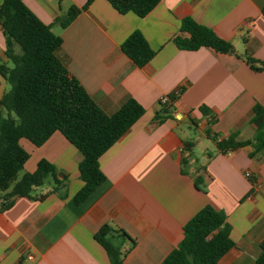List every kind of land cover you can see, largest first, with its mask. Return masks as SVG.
Wrapping results in <instances>:
<instances>
[{
  "label": "crops",
  "instance_id": "obj_1",
  "mask_svg": "<svg viewBox=\"0 0 264 264\" xmlns=\"http://www.w3.org/2000/svg\"><path fill=\"white\" fill-rule=\"evenodd\" d=\"M23 2L61 38L56 58L104 113H114L130 98L144 113L98 158L105 180L80 204L73 201L82 186L76 148L57 131L40 146L20 139L29 154L23 172L44 159L66 173L68 182L63 196L15 197L0 210V264H110L94 239L104 224L134 240L123 264H160L181 241L183 225L206 205L225 215L233 242L217 264H253L264 240V151L251 157L253 148L245 146L216 153L204 131L252 139L253 107L264 108V70L210 48L179 49L174 39L187 36L181 21L189 18L228 41L237 55L264 63V0H160L144 17L94 0L64 28L53 20L85 0ZM134 31L154 52L141 67L120 48ZM0 64L11 66L1 28ZM7 90L0 76V97ZM177 91L171 116L155 122L159 98ZM192 129L208 147L201 158L194 154ZM184 141L194 142L191 152H183ZM206 151L215 153L207 158Z\"/></svg>",
  "mask_w": 264,
  "mask_h": 264
},
{
  "label": "trees",
  "instance_id": "obj_2",
  "mask_svg": "<svg viewBox=\"0 0 264 264\" xmlns=\"http://www.w3.org/2000/svg\"><path fill=\"white\" fill-rule=\"evenodd\" d=\"M92 1L85 0L81 7L72 5L53 23L61 28L68 26ZM106 1L120 14L131 12L144 17L160 0ZM0 28L5 38V56L11 64H0V76L8 84V90L0 97V210L10 207L15 197L41 200L50 193L63 196L68 175L44 159L37 162L34 171L23 172L29 154L19 144L20 139H26L40 146L56 131L81 154L78 176L82 186L73 196L74 203L80 204L105 180L98 158L144 113V108L130 98L114 113H104L56 58L61 38L52 33L51 25L38 19L23 0H0ZM181 29L187 36L174 39L179 49L210 48L242 58L254 71L264 70V63L247 55H237L228 41L208 27L186 18L181 21ZM120 48L138 67L154 55L139 31L132 32ZM179 93L169 94L166 103L158 102L155 122L161 123L171 116V105ZM200 111L209 117V124L214 122L208 109L201 107ZM251 123L255 132L250 140H238L236 133L220 138L209 128L204 134L213 142L216 153L251 146L253 150L249 155L252 157L264 151V108L258 104L253 107ZM193 146L194 142L184 141L183 152H191ZM215 152L206 151L205 155L211 158ZM188 159L182 157V163L186 164ZM201 183L197 175L194 184L199 188ZM39 189L43 192L36 193ZM182 230L181 241L160 264H217L233 247L225 215L210 205L202 207ZM94 239L105 250L110 264H123L124 257L134 246V240L122 229L108 224L99 228ZM260 248V255L253 264H264V240Z\"/></svg>",
  "mask_w": 264,
  "mask_h": 264
},
{
  "label": "rangeland",
  "instance_id": "obj_3",
  "mask_svg": "<svg viewBox=\"0 0 264 264\" xmlns=\"http://www.w3.org/2000/svg\"><path fill=\"white\" fill-rule=\"evenodd\" d=\"M182 127V126H181ZM191 134H192V137L196 138V141L198 139L197 137V131L195 129H192L191 130ZM205 140H198L197 141V146L195 147L194 149V154L198 157V158H201L202 157V153L206 150V148H208L206 145H205ZM21 173V172H20ZM20 176V175H19Z\"/></svg>",
  "mask_w": 264,
  "mask_h": 264
},
{
  "label": "built area",
  "instance_id": "obj_4",
  "mask_svg": "<svg viewBox=\"0 0 264 264\" xmlns=\"http://www.w3.org/2000/svg\"><path fill=\"white\" fill-rule=\"evenodd\" d=\"M248 25H250V23H248ZM176 93V92H174ZM159 101L161 103H166L168 101V95H162L160 98H159ZM246 177H249V173H245ZM31 259V257H29Z\"/></svg>",
  "mask_w": 264,
  "mask_h": 264
}]
</instances>
